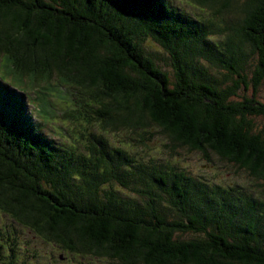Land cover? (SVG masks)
<instances>
[{
  "label": "trees",
  "instance_id": "obj_1",
  "mask_svg": "<svg viewBox=\"0 0 264 264\" xmlns=\"http://www.w3.org/2000/svg\"><path fill=\"white\" fill-rule=\"evenodd\" d=\"M189 1L0 0V210L61 260L264 264V0ZM181 150L263 182L212 181ZM15 232L0 264L22 260Z\"/></svg>",
  "mask_w": 264,
  "mask_h": 264
},
{
  "label": "rangeland",
  "instance_id": "obj_2",
  "mask_svg": "<svg viewBox=\"0 0 264 264\" xmlns=\"http://www.w3.org/2000/svg\"><path fill=\"white\" fill-rule=\"evenodd\" d=\"M176 4H181L182 7L186 8L190 12L195 10V6L189 0H175ZM1 82V80H0ZM6 89L13 92L10 86H6ZM250 92V91H249ZM21 107L20 109L24 114L30 119L31 123H39V115L32 106L30 98L27 95H23L19 92ZM62 96L66 98L67 96L63 93ZM259 99L264 101V82L260 85L258 89ZM56 104H60L59 99H55ZM59 120H61L59 118ZM62 121H52L46 124H43L44 131L52 138L57 141L63 140L58 132V128L62 126ZM129 133L127 130L113 132L111 138L114 142H118L120 139H128ZM165 140V136L157 134L156 137H153V140L150 141L149 153L159 155L158 152L167 154V150L163 147L162 142ZM213 155V154H212ZM213 159H207L200 152H189L187 150H181L180 153L170 157L171 159L179 162L187 170L197 174L203 175L209 178L212 181L220 182L223 185L234 184L236 182L245 184L250 188H257L259 183L263 182V179H258L249 175L246 171L238 170L236 167L231 166L227 162L223 161L218 155H213ZM259 186L258 188H261ZM5 225H9L11 228L15 227L17 236V245L20 250V260L19 264H24V254L29 256L26 259V264H82L83 261L79 256H71L72 259L61 260L59 254L61 251L58 250L57 246H53L49 243H46L43 239L35 235L30 229L25 228L10 218L7 214L0 210V228ZM25 261V260H24ZM94 264H108L99 259H91Z\"/></svg>",
  "mask_w": 264,
  "mask_h": 264
}]
</instances>
